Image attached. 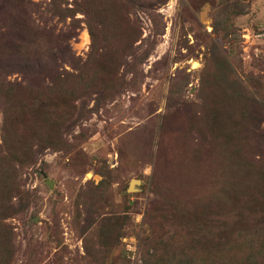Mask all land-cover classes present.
<instances>
[{
  "label": "rangeland",
  "instance_id": "rangeland-1",
  "mask_svg": "<svg viewBox=\"0 0 264 264\" xmlns=\"http://www.w3.org/2000/svg\"><path fill=\"white\" fill-rule=\"evenodd\" d=\"M0 264H264V0H0Z\"/></svg>",
  "mask_w": 264,
  "mask_h": 264
}]
</instances>
